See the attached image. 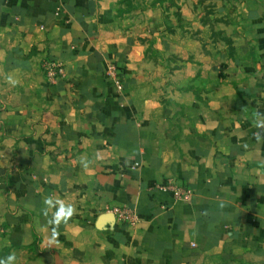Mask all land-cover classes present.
<instances>
[{
	"label": "crops",
	"instance_id": "obj_1",
	"mask_svg": "<svg viewBox=\"0 0 264 264\" xmlns=\"http://www.w3.org/2000/svg\"><path fill=\"white\" fill-rule=\"evenodd\" d=\"M257 111L264 0H0V257L264 264ZM47 196L76 209L55 241Z\"/></svg>",
	"mask_w": 264,
	"mask_h": 264
},
{
	"label": "clouds",
	"instance_id": "obj_2",
	"mask_svg": "<svg viewBox=\"0 0 264 264\" xmlns=\"http://www.w3.org/2000/svg\"><path fill=\"white\" fill-rule=\"evenodd\" d=\"M8 82L12 84L15 83L11 76L8 77ZM252 123L257 129L254 133V138L258 143L264 141V113L259 111L254 112L252 114ZM95 159H100L98 153ZM80 160L83 168L88 170L92 161H89L85 157H81ZM42 204L41 214L46 219V226L51 228V237L49 239L50 241H55L59 234V226L61 224L66 225L75 215L76 209L72 204L55 196L45 197ZM0 264H17L16 254L13 252L5 257H0Z\"/></svg>",
	"mask_w": 264,
	"mask_h": 264
},
{
	"label": "built area",
	"instance_id": "obj_3",
	"mask_svg": "<svg viewBox=\"0 0 264 264\" xmlns=\"http://www.w3.org/2000/svg\"><path fill=\"white\" fill-rule=\"evenodd\" d=\"M43 69L45 77L49 83L55 84L65 77V68L62 63L47 61L45 62ZM106 73L113 79L118 80V73L113 64H109L107 66ZM157 188L164 193H171L177 201L189 202L193 197V191L191 189L179 186L174 181H168L164 185L157 186ZM113 212L117 213L121 218L130 220L133 219V215L126 207L114 209Z\"/></svg>",
	"mask_w": 264,
	"mask_h": 264
},
{
	"label": "trees",
	"instance_id": "obj_4",
	"mask_svg": "<svg viewBox=\"0 0 264 264\" xmlns=\"http://www.w3.org/2000/svg\"><path fill=\"white\" fill-rule=\"evenodd\" d=\"M124 1H126V0H124ZM131 1H132V0H127L126 3L128 2L127 4L130 5V4H131Z\"/></svg>",
	"mask_w": 264,
	"mask_h": 264
},
{
	"label": "rangeland",
	"instance_id": "obj_5",
	"mask_svg": "<svg viewBox=\"0 0 264 264\" xmlns=\"http://www.w3.org/2000/svg\"><path fill=\"white\" fill-rule=\"evenodd\" d=\"M126 1H127V0H126ZM126 1H125V2H126ZM127 3H128V2H127Z\"/></svg>",
	"mask_w": 264,
	"mask_h": 264
}]
</instances>
